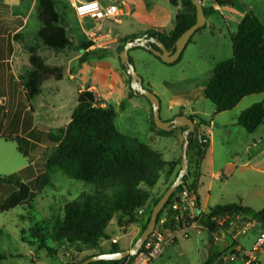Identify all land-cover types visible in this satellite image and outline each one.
Listing matches in <instances>:
<instances>
[{
  "label": "rangeland",
  "instance_id": "obj_1",
  "mask_svg": "<svg viewBox=\"0 0 264 264\" xmlns=\"http://www.w3.org/2000/svg\"><path fill=\"white\" fill-rule=\"evenodd\" d=\"M153 1L156 2V0ZM57 2L58 9L64 19L63 24L66 26L71 38V29L67 19L69 17L66 12L67 8H71V0H57ZM147 2L150 3L149 0ZM159 2L167 8L172 6L168 0H159ZM234 2L239 9H245L247 12L250 10L249 6H253L256 16L264 22V0H234ZM38 7L39 0L35 8L37 12ZM206 9L210 8L206 6ZM75 13L73 12L71 17L73 25H76L79 20L76 30L79 33V40L70 48L71 55L66 56L65 62L61 61L60 67H54L61 70L64 78L62 82H58L57 85L54 82L45 84L43 87L44 94L39 95L30 103L26 101L25 97L18 96L10 105V108H0V133L3 136V138H0V178L20 172L29 167L33 161L35 170L45 172L48 158L54 152V148H49V143H47V133L50 134L65 128L67 121L72 117L78 105L76 87L83 84L82 79H86L87 83V85L84 84V89L88 90L91 85L97 86L106 104L117 111L118 116L115 124L120 133L146 144L152 150L161 154L167 162L182 160L185 143V137H182L184 128H178L170 132L169 135L160 134V130L153 125V108L150 101L144 96H137L132 93L130 77L123 68V80L117 72L109 73L94 68L96 61L93 60L89 64L78 68H76V65L75 69H77L78 76L75 80H71L69 74L66 75V66L69 59L78 56L79 52L84 50V44H91L92 46L95 44L93 33L96 31L102 32L101 28L97 29L98 24L111 21L110 19L95 21L90 18L81 22V19ZM33 19L35 24H38L36 12H34ZM207 19L209 20L208 24L194 35L192 42L184 52L182 61L179 63L167 65L157 59L153 53L140 48L133 49L130 52V56L134 61L133 64L144 80L145 88L159 97L162 104L161 118L165 122L176 115L182 114L189 118L193 116L198 123L200 121L209 123L217 114L214 104L206 99L204 91L214 77L215 67L222 62L233 59V45L230 30L221 14L214 12ZM32 40L34 46L42 47L38 42L36 33L32 35ZM90 50L87 52L91 54L88 57L89 59L90 57H100L104 52L103 49L92 51L91 48ZM37 51L38 48L34 47L32 53L37 54ZM109 52L107 51V56L110 55ZM51 53L53 51L44 48L38 55L43 56L44 59L46 57L47 63L52 65V63H55V59L46 56ZM112 53L119 60L118 47ZM109 62L106 61L105 66ZM74 73L72 72V74ZM51 80L55 79L51 78ZM122 84L125 85L126 91ZM262 102H264V94L252 95L245 98L238 108L222 114H226L224 116L231 119L234 115L242 114L247 109ZM31 105L34 111H26V108ZM170 106L172 111H169ZM9 109L10 114H7L5 111ZM262 126L261 134L264 137V124ZM207 127V125H202L204 131L208 130ZM241 132L234 133L231 138L226 139L224 136L221 137L216 134L213 155L215 159L214 168L216 171L222 172L226 164L233 161V163H236L239 173L233 179H230V172H234L236 169L232 167L215 181L213 200L221 204L233 201L238 189L244 187L245 181L250 184L251 181L256 180V187L251 185L248 187L249 199L255 208L264 209V177L243 168L242 160L237 161L235 159V155L240 153L243 161L248 160L245 150L250 135L246 131ZM262 146L264 147V142ZM188 157L190 160V173L193 176L192 180H194V176L199 169L200 181L202 182L203 179L204 184L207 185L213 173L212 156L206 157L205 155L201 161H198V154L195 151H189ZM198 166L200 167L198 168ZM51 181L52 183L41 193L36 190L33 181L29 182L28 185L32 190L30 199L26 204L7 212H3L2 207L7 198L15 191V188L10 185L0 187V255L8 257L2 264H74L95 253V251L85 247L66 245L55 249L56 256H50L47 251H39L37 248L25 243V240H33L34 229L43 219L49 218L53 213L62 214L68 203L79 198L84 192L92 191L91 185L69 179L59 172L52 174ZM164 182L165 175H162L158 186L154 190H162ZM159 195L153 191L149 203L150 210L153 208L154 200ZM149 215L150 213L140 223L127 229H121L115 219L108 227L107 234L109 238L102 240L101 249L107 252L112 249L113 243H118L121 250L129 248L137 227H139L140 235L135 243L140 238ZM255 220L253 217L243 216L234 220L233 227L235 229L229 225L225 226V229L230 228L228 234L232 240L228 239L225 234H220V240L213 237L215 251L219 255L224 254L231 250L230 246H236L237 242H240L246 252H250L257 235L262 229L261 224L250 228L246 235H240L239 232L245 228V224ZM202 226V224H198L196 229H200ZM208 237L209 234L206 231H192L189 240L180 241L179 245L167 248L162 257L153 260L150 264H200L205 254L204 248H207ZM31 250L34 253L30 255ZM245 262L238 260L231 264H246ZM247 264H264V250L258 254L256 261L247 262Z\"/></svg>",
  "mask_w": 264,
  "mask_h": 264
},
{
  "label": "trees",
  "instance_id": "obj_2",
  "mask_svg": "<svg viewBox=\"0 0 264 264\" xmlns=\"http://www.w3.org/2000/svg\"><path fill=\"white\" fill-rule=\"evenodd\" d=\"M168 1L174 7H180L175 18L174 31L154 29L146 35L159 39L168 50L174 51L178 39L196 24L197 8L192 0ZM214 1L220 7L233 5L231 0ZM204 11L207 18L214 13L213 8H204ZM38 19L43 25L38 33V41L44 47L60 52L73 46L68 30L63 24L64 19L58 9L57 0H39ZM129 39L118 48L120 62V54ZM232 45L233 59L215 67L214 77L204 91L206 99L214 104L217 114L234 110L249 96L264 94V23L252 10L246 13L239 24L237 34L232 38ZM91 46L84 44L83 49L87 51ZM106 53L107 51H104L102 56H106ZM90 55L85 53L80 63L87 62ZM183 56L177 63L182 61ZM157 59L163 62L160 58ZM131 62L134 63L132 58ZM30 63L32 71L23 78L22 82L28 103L41 94L47 80L54 78L56 81H62L63 79L61 70L48 66L38 54H32ZM122 68L126 71L123 65ZM132 93L135 94L133 90ZM103 104L89 90L80 93L70 124L57 132H51L48 136L47 143L49 148H54V152L48 158L45 172L35 170L33 161L29 167L20 172L0 178V187L10 185L15 188L5 201L3 212L27 203L32 192L29 182L33 181L36 190L41 193L52 183L51 177L54 172L92 186L91 192H84L79 198L68 203L62 214L53 213L49 218L43 219L34 229L33 240H25V243L31 247L39 251L45 250L50 256H56L55 249L66 245L95 251L94 254L74 264H81L100 254L121 251L118 243H113L109 252L101 249L102 240L109 238L107 230L112 221L116 219L121 229L139 223L141 221L139 211L152 199L153 190L158 186L161 176H166L169 188L180 173L181 168L177 170V167L182 165V160L167 162L161 154L146 144L120 133L115 124L117 111L110 105L103 107ZM190 118L195 121L193 116ZM238 124L247 133L253 134L264 124V102L244 111L238 118ZM153 125L157 127L154 115ZM202 125L208 124L204 121L197 123L196 132L189 137V151L198 154V161L205 157L211 143L210 138L201 132ZM160 134L169 135L170 132L160 130ZM172 177H174L173 181H171ZM192 178L189 172L184 185L177 192L188 189L196 195L200 207L197 194L200 184L199 169L194 180ZM165 192L154 200L153 208ZM175 196L176 194L172 196L161 212L158 221L172 205ZM153 208L150 210L143 232L149 225ZM240 215L253 217L264 229V210L256 212L239 204L220 205L211 208L206 214L203 212L198 214V222L207 229L212 245L207 260L202 264H218L228 254L239 255L236 249L221 255L215 253L213 235L220 229L216 222L218 218L224 216L236 218ZM235 247H239V244ZM7 259V256L0 255V264ZM95 264H119V262Z\"/></svg>",
  "mask_w": 264,
  "mask_h": 264
},
{
  "label": "crops",
  "instance_id": "obj_3",
  "mask_svg": "<svg viewBox=\"0 0 264 264\" xmlns=\"http://www.w3.org/2000/svg\"><path fill=\"white\" fill-rule=\"evenodd\" d=\"M37 1L38 0H0V108H5V107L10 108V105H12V103L17 99L18 96L25 97V92L22 86V82H23L24 76L27 73H30L32 71L30 58L33 54L32 53L33 48L34 47L38 48L37 54L41 52L44 48H46L39 41L38 42L42 45V47L39 48L37 46H34V42L32 40V35L36 33L38 36L39 31L43 27V25L40 23L38 19V12L35 9L37 6ZM78 1H81V0H71L70 6L72 9L71 8L66 9V12L68 13L67 15L69 17L67 19L69 22V27L71 29L70 35H71V38H73L71 39L73 44L75 42L77 43L79 40L78 38L79 33L76 32L77 26L79 24V20L77 21L76 25H73L74 23L71 17L73 15V12L75 13L73 5L77 4ZM97 1L103 5L117 6L119 8V16L115 19H110L111 21H107V22L104 21L103 23L102 22L99 23L97 26V29L101 28L102 32L96 31L95 33H93L94 35L93 42L95 44L91 46L87 51L83 50L79 52V55L76 57L72 54L74 57L72 59H69L67 66H66L67 67L66 75L69 74L71 77V80H75L76 77L78 76L77 75L78 73L76 72L77 69H75L76 65H77L76 68H78L79 66L89 64L91 60L96 61L97 65L95 64L94 68L100 71H105L109 73L117 72L120 75L121 80H123L122 64H120L121 63L120 60L116 59L112 51H114V49H117V47L119 48L121 45H123V42L126 39H129L132 37H136V38L143 37L150 30L162 29L167 32L174 31L175 18L180 8V7H174V6H171V8H167L166 6L161 5L159 0H156V2H154L153 0H149L150 3H148L147 0H97ZM231 1L233 3L232 6H223V7L216 5L214 0H205L203 4H204V8H206V6L207 8L208 7L213 8L215 13L221 14L224 22L226 23V25L228 26L230 30L231 39H232L233 37L236 36L237 31H238V26L241 23L244 16L246 15L247 11L245 9H241V8L239 9L236 3L234 2V0H231ZM64 3L66 4L67 2H64ZM249 9L255 12L253 6H249ZM34 12H36V18H37L36 21L38 22V24H35L34 22L35 21L33 19ZM80 19H81L80 21L82 22L90 18H85V19L80 18ZM95 21H99V20H95ZM208 21L209 20L207 19V24H208ZM72 30H74V32H72ZM91 48L93 49L92 51H95L98 49L100 50L103 49L104 51H110L109 52L110 55L93 57V58L90 57V59L87 62L81 64L80 63L81 58L83 57L85 53H87L88 51H91L90 50ZM69 50L70 48L65 51H60V52L53 51V53L49 54V56L46 55L47 58L51 56L55 59L54 61L55 63H52V65H49L47 63L46 57L45 59L43 56H40V57L44 59L45 63L48 66L53 67V68L57 66L60 67L59 66L61 65L60 62L63 61L64 63L66 56L71 55V52ZM67 51L69 52L67 53ZM106 61H110L107 66H105ZM72 72L73 73L75 72V73L72 74ZM82 80H83V84L78 85L76 87L78 98H79L80 93L86 90L84 89L85 87L84 84L87 85L86 79H82ZM51 82H54L57 85L58 82H62V81H56V80L49 79L44 83L43 87L45 86V84L51 83ZM122 85L126 91L125 85L124 84ZM43 87H42V92L40 95L44 94ZM88 90L93 92L99 100H101L102 102L104 101L102 98V94L99 93L98 91L97 86L91 85V87ZM103 103H104L102 105L103 107L108 105L106 104V101H104ZM239 105L236 108H238ZM26 111L33 112L34 110H33L32 105L27 107ZM169 111H172L171 106L169 107ZM5 112L7 114H10V109L6 110ZM179 115H182V114H179ZM224 115L226 114H215L213 119L209 123H207L208 130L204 131L203 129H201V132L206 134L210 138V141H211L210 147L206 153V157L212 156L213 173L207 185L204 184L203 179H202V182L200 181V184H199L200 186L198 190V196L200 199L199 208H201L202 212L206 214L209 212L211 208H214L216 206L239 204L243 207L250 208L256 212L262 211L264 210L263 208H255L252 205L251 200L249 199L248 187L250 185L252 187L253 186L256 187V180L251 181L250 184L245 181L244 187H241V189H238V191L236 192L235 199L233 201H227L221 204L213 200V189H214L215 181L219 179L222 174L227 172L229 168H232V167L236 168L234 172L233 171L230 172L231 174L230 179H233L235 175L237 176L239 173V171L237 170L238 167L236 163H233V161H229L226 164V167L222 172L216 171V169L214 168L215 159L213 155H214L216 136L217 135H220L221 137L224 136L226 139V138H231L234 135V133L246 131L238 124V118L241 114H236L231 119L226 118ZM176 116H174L170 120H173ZM71 119L72 117H70V119L67 121L65 127L68 126V124L71 122ZM194 122L196 124L198 123L197 120H195ZM262 127L261 128L259 127L253 134L248 133V135H250V140L245 150V154L248 155V160L243 161V158L240 153L235 155V159L237 161H239V159L242 160L243 168H247L253 174H258L264 177V147L262 146L264 142V137H263V134H261ZM182 135H183L182 137H184L183 131H182ZM47 136H49V133H47ZM0 138H3L2 133H0ZM179 161L180 159L174 160L171 162H179ZM180 168L181 166L177 167V170H179ZM173 180H174V177L171 178V181ZM167 188H168L167 178L165 176L164 187L162 188V190H157V191L153 190V191L154 193H158L160 194L159 196H161L166 191ZM149 203L146 205L145 214L140 216L141 221L143 218L147 217V214L150 213ZM197 226L198 225H196L195 227L191 228L188 231L189 233L188 238L186 239L181 238L176 245H179L180 241L189 240L191 237L192 231L208 232L207 229L203 226L201 228L199 227L200 229H196ZM135 232L136 234L134 236L132 243L130 244V247L124 250L131 249L133 245L135 244L136 239L140 235L139 227H137ZM225 235L227 236L228 239L232 240V238L230 237L228 233H226ZM237 244H239L240 248L246 250L241 245L240 242H237ZM211 247L212 245L210 244V235H209L208 242H207V248H204V253H205L204 258L200 264L204 263L207 260L210 254ZM214 252L219 254L217 251H215V249H214ZM32 253H34L33 250L30 251V255Z\"/></svg>",
  "mask_w": 264,
  "mask_h": 264
},
{
  "label": "water",
  "instance_id": "obj_4",
  "mask_svg": "<svg viewBox=\"0 0 264 264\" xmlns=\"http://www.w3.org/2000/svg\"><path fill=\"white\" fill-rule=\"evenodd\" d=\"M192 1L194 3V6L197 8V22L178 39L174 51L168 50L167 47L159 39L145 35L143 37L129 39L120 54L121 64L126 68V72L131 78V89L136 95L144 96L150 101L153 108L154 121L157 128L165 132H172L178 128L186 129L184 131L185 143L183 146V157L180 173L173 184L167 189L161 200L153 208L148 227L141 234L140 238L131 249L121 250L115 253L100 254L87 259L81 264H95L98 262L111 261L120 262L127 259L128 257L137 256L144 247L146 241L155 231L159 215L164 210L172 196L178 191L181 186L184 185L185 178L189 175V137L191 134L196 132V123L193 119L184 115L176 116L173 120L167 122L162 120L161 101L157 95L145 88L143 78L138 74L134 64L131 62L130 52L136 48H144L152 52L156 57L160 58L163 63L167 65H173L177 63L182 58L186 48L188 47L191 39L196 34V32L207 25V17L205 15L203 4L204 0ZM198 212L201 213L202 209L199 208ZM218 264H225V262L224 260H220Z\"/></svg>",
  "mask_w": 264,
  "mask_h": 264
},
{
  "label": "built area",
  "instance_id": "obj_5",
  "mask_svg": "<svg viewBox=\"0 0 264 264\" xmlns=\"http://www.w3.org/2000/svg\"><path fill=\"white\" fill-rule=\"evenodd\" d=\"M73 8L76 14L82 19H115L119 16V8L117 6L103 5L97 0H81L73 5ZM175 194L176 196L173 199L172 205L164 213L161 220L158 221L155 231L146 241L140 253L137 256L128 257L127 259L120 261L119 264H150L153 260L162 257L165 250L176 245L181 238L186 239L189 237L188 231L199 223V206L197 197L188 189H183ZM145 212L146 206L139 211V216L144 215ZM170 213L172 214L170 215ZM242 217L243 216L240 215L236 218L230 216L218 218L216 222L220 229L213 235V237L216 240H220V234H226L230 230V228L225 229V226L229 225L235 229V227H233L234 220ZM258 224L260 223L257 220L245 224V228L241 229L239 234L246 235L250 228H254ZM230 248L236 249L239 255L229 254V256L224 259L225 264H231L238 260L246 261V264L247 262L256 261L258 254L264 250V229L262 228L257 235V239L250 252H246V250L233 245L230 246Z\"/></svg>",
  "mask_w": 264,
  "mask_h": 264
}]
</instances>
